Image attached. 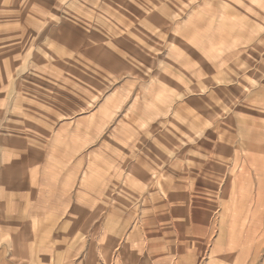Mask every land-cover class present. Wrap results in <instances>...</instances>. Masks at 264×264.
Here are the masks:
<instances>
[{"label": "rangeland", "instance_id": "obj_1", "mask_svg": "<svg viewBox=\"0 0 264 264\" xmlns=\"http://www.w3.org/2000/svg\"><path fill=\"white\" fill-rule=\"evenodd\" d=\"M4 96L12 133L30 100L104 106L127 164L103 220L149 262L264 264V0H0V115Z\"/></svg>", "mask_w": 264, "mask_h": 264}, {"label": "crops", "instance_id": "obj_2", "mask_svg": "<svg viewBox=\"0 0 264 264\" xmlns=\"http://www.w3.org/2000/svg\"><path fill=\"white\" fill-rule=\"evenodd\" d=\"M2 103L8 105L0 115V264H160L141 256V243L124 241L121 219L114 231L103 220L108 201L122 205V195L107 188L114 180L122 189L127 164L122 147L101 140L104 131L93 122L104 106L74 120L73 112L43 115L36 103L33 112L30 100L12 133L10 98ZM136 150L132 171L152 155ZM145 185L138 184L140 191ZM122 211L116 204L115 213ZM257 211L264 217V209Z\"/></svg>", "mask_w": 264, "mask_h": 264}]
</instances>
